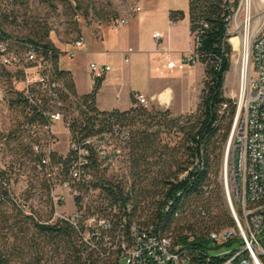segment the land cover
<instances>
[{"label":"trees","instance_id":"16d2710c","mask_svg":"<svg viewBox=\"0 0 264 264\" xmlns=\"http://www.w3.org/2000/svg\"><path fill=\"white\" fill-rule=\"evenodd\" d=\"M6 1L8 3L4 8H10L11 2L25 5L28 0ZM34 1L54 7L55 0ZM229 1L189 0L190 31L193 36L200 38L201 45L195 47V51L199 55L200 64L205 66V88L195 113L168 118V111L151 112L149 109L152 108V103L149 108H145L137 103L135 95L132 98L133 107L127 111H100L96 106V98L103 79L95 80L90 94L78 96L71 74L63 70L58 72L72 97L77 98L76 104L69 100V96L65 98L66 120L68 112H79V116L68 122L74 138L84 139L97 135L116 124L128 128L130 132L124 153L128 156V174L131 179L129 186L125 188L121 183L107 180V172L95 167L93 180L81 184L80 191L89 195V191L96 190L105 195L107 207L101 210L104 212V219H110L109 208L119 210L120 216L115 222H111L113 232L119 234L125 225L128 237L134 224L152 226L156 232L173 237L176 244L187 250L189 264H221L224 259L217 255V251L222 246L213 243L209 234L235 226L231 211L223 203L215 216L210 215L206 206L212 195L211 176L221 159V134L224 129L229 130L235 112L233 101L224 92L226 76L231 70L232 54L230 36L227 35ZM237 4L238 1L232 3ZM184 18V11L170 13L172 22H179ZM9 19L11 16L0 9V40L11 39L19 45L33 44L52 49L55 58L61 53L51 40L11 38L1 29L3 21ZM10 21L18 25L22 23L19 16ZM224 103H228L229 108L221 112ZM14 104L13 101L11 106ZM228 119L229 125L225 127L224 122ZM19 122V119L16 120V123ZM130 126L136 129L132 130ZM173 131L180 138L170 147ZM0 139L7 145V149L15 150L21 159L32 163L38 160L32 151V144L37 138L16 129L2 133ZM11 142H15L16 146L12 147ZM184 155L188 160L183 162ZM152 196L160 198L156 212L151 214L147 222L135 221L141 217L139 212L144 211L148 198ZM18 200L28 204L25 198ZM83 201L84 196L75 198L80 211L85 206ZM4 206L8 207L7 210ZM8 209L13 213L10 214ZM30 209L32 214H26L13 196H9L7 188L0 184V264H47V253L44 252L46 246L53 252L51 259L67 252L62 264H122L120 236L117 243L110 244L107 240L110 232L100 229L98 236L86 240L85 235L89 233V229L83 222L85 214L78 223L79 228H76L64 219L51 222V211L50 217L42 220L31 206ZM89 211L90 206L87 205L85 213L88 214ZM189 216L196 220L186 234L169 235L179 220ZM236 244L237 240L226 245ZM27 256H30L29 261L26 260Z\"/></svg>","mask_w":264,"mask_h":264},{"label":"built area","instance_id":"2783aa9c","mask_svg":"<svg viewBox=\"0 0 264 264\" xmlns=\"http://www.w3.org/2000/svg\"><path fill=\"white\" fill-rule=\"evenodd\" d=\"M232 3L230 0L227 6V35L247 39V31L242 36L238 30H246L248 23L250 40L247 62L241 65L239 89L237 95L231 97L235 105L228 142V148L232 147V190L229 189L227 167L223 174L226 198L235 226L213 231L209 238L216 245L222 246L217 251V255L224 259L221 264H264V19L252 26V10L251 6L248 7V0H242L237 5ZM131 10L139 13L142 9L137 6ZM242 17H245L244 25ZM76 19L80 21V16ZM129 23L130 19L123 16L115 19L110 29L120 32ZM232 26L236 30L232 31ZM162 38L163 33L154 34L157 41ZM84 43L85 38L81 36L73 43V48ZM194 43L195 47L201 45L197 35L194 36ZM195 47L179 59L165 56L166 64L158 70L160 75L174 71L185 72L199 66V55ZM54 54L52 49L33 44L19 45L11 39L0 40V105L12 107L17 113V120H20L12 129L3 133L19 129L37 138L32 144V151L38 160L30 164L41 181L40 190L48 196L51 222L64 219L79 228L83 210L77 208L75 213L68 215L64 214L60 205L63 206L69 197L74 201L78 196H84V201L89 200L90 195L82 193L79 186L93 180L95 167L99 171L108 172L117 166L126 151L130 132L128 128L116 124L107 131L84 139L72 136L66 121L65 98L69 96V100L75 104L77 98L72 97L58 72L63 58L73 59L76 50L65 54L61 52L56 58ZM240 61L241 55V64ZM90 69L95 79L103 78L110 71L109 66L102 67L96 63L91 64ZM135 99L145 108H149L152 101L142 93L135 94ZM13 101L15 104L11 106ZM228 108V103H224L221 112ZM62 132L68 135V145L63 151L59 149ZM5 150L7 145L0 139V184L7 188L9 196H13L25 213L31 215L29 203L18 200L14 189L17 180L15 169L22 168V163L3 161ZM86 226L89 238L98 236L100 229L107 232L113 230L109 219L101 220L98 228L89 224ZM123 229L118 238L120 236L125 264H189L187 250L176 244L173 237L156 232L152 226L134 224L128 237L125 225ZM235 240L236 245H226Z\"/></svg>","mask_w":264,"mask_h":264},{"label":"rangeland","instance_id":"374dc122","mask_svg":"<svg viewBox=\"0 0 264 264\" xmlns=\"http://www.w3.org/2000/svg\"><path fill=\"white\" fill-rule=\"evenodd\" d=\"M232 2L238 1L240 3L242 0H231ZM27 4H13V2L9 3V10L3 11L8 3L6 0H0V9L3 13L9 14L11 19L8 21H3L1 24V29L6 32L11 38L17 39H34V40H56L60 42L68 41V40H78L83 35V27L87 26L93 22H104V23H112L115 19L119 18L121 15L126 16L130 19L133 15V11L131 10L133 7L139 6V0H55L53 5L50 6L47 3H39L34 0L25 1ZM140 5L144 8L145 12H147L148 3L146 0L140 2ZM248 7L252 10V26H256L258 22L264 19V0H249ZM11 10V12H10ZM19 16L22 23L16 24L12 19ZM77 16H80V21L76 19ZM155 19L148 22L145 27L149 29L150 37L156 30H161L163 33V38L161 39V44H157V40L151 38L153 43L150 49H156L158 46L160 50H163L168 45V37H169V23L167 22V26L163 24H156ZM241 22H245V17H242ZM240 22V24H241ZM231 30H236L235 26H232ZM247 30L243 28L239 29L238 32L244 36V33ZM155 34V33H154ZM238 35L234 37L230 35L229 43L232 48L231 54V70L228 72L226 76V82L224 87L225 96L231 99L232 96H236L239 83H240V73H241V64L239 63L240 55L243 54L244 51V39L241 40ZM232 37V38H231ZM85 38V37H84ZM193 38L190 35L189 31V18L186 16L183 20L179 22V26L176 27L172 31V45L176 48V46H180V48H193L195 47ZM194 49V48H193ZM243 56V55H242ZM174 59H177L173 56ZM74 62V61H73ZM89 62V60H88ZM241 62V61H240ZM99 66L103 67V64L96 63ZM89 64L83 65L79 68V81H80V89L83 91H89L91 88V80L92 77L89 72ZM152 75L156 76L155 72L152 71ZM166 79L171 85L173 101L169 104H162L161 97L166 93H163L155 98V100L151 101L152 108L149 111H162L163 113L168 111V118H176L181 115H187L195 113L201 103V99L203 96V91L205 88V66L200 64L196 68L191 70H187L185 72H168L165 75ZM127 85L120 90V102L118 103L121 108H129V90H128V82L129 78L126 79ZM120 88V86L118 87ZM141 93V92H139ZM169 93V92H167ZM144 94V93H142ZM146 95V94H144ZM170 95V94H169ZM147 96V95H146ZM149 98V97H148ZM68 112L67 122H71L73 118L79 116V112L76 110ZM17 120V113L11 107L8 108L5 105H0V135L6 130L12 129L15 126ZM229 119L224 122V126L227 127L229 125ZM132 130H135L136 127L130 126ZM232 125L229 127V130L224 129L221 134V142H220V155L221 159L217 167H215L214 172L211 176V188L212 195L210 196V202L206 204L208 211L211 216H215L220 212V204L223 203L229 210V204L226 198V191L224 187V171L227 167V174L229 179V189H231V179H232V147L228 148V142L231 137ZM173 131L172 139L169 142V146L173 147L176 142H178V136ZM60 150H66L68 135L67 133H61L60 138ZM12 147H15V142H11ZM229 149V152H228ZM181 155V154H180ZM187 156H182V161H187ZM226 160V161H225ZM3 161L12 163V162H20L22 163V168L15 169V181L14 189L17 197L25 198L28 200L31 208L38 214L42 220H47L50 217V209L48 203V197L46 193L40 190L41 181L37 178L35 172L32 170V164L29 160L21 159L19 155L16 154V151H10L9 149L4 151ZM226 162V163H225ZM128 156L125 154L123 158L120 159L117 166L112 170L108 171L105 175V178L109 181L115 183H121V185L125 188L129 186L131 179L128 174ZM31 186V189H30ZM36 188V190H35ZM43 192V193H42ZM82 193H84L82 191ZM85 194V193H84ZM89 200L83 201L85 206L83 209V213L86 215L83 218L84 224H89L92 227L98 228V223L101 220H104L103 209L107 207V202L105 200V195L100 191L91 190L89 191ZM159 196L149 197L148 203L144 206V211H140L139 214L141 217L139 219H135V221L147 222L148 218L151 214L155 213L158 207ZM90 206V211L88 214L85 213L86 206ZM7 210V206H4ZM60 208L63 210L64 214L72 215L77 210L75 205V201L73 198H67L66 203ZM130 208V207H129ZM131 209V208H130ZM129 209V210H130ZM108 216L110 217V221L113 223L120 216L119 210L117 208L108 209ZM10 214L13 213L11 209H8ZM107 215V214H106ZM191 215V214H190ZM115 216H117L115 218ZM108 217V218H109ZM94 220V221H92ZM108 220V219H106ZM196 218L193 216H189L187 218H183L177 222V224L173 227V230L170 234L173 235H181L186 234L189 231V227L194 224ZM264 230V227H263ZM86 239H90L88 234L86 233ZM111 243H117L118 234L115 232L109 233ZM44 238H42L43 240ZM45 241V240H44ZM64 246V245H62ZM44 252L45 262L47 264H62V260L65 259L67 252L65 255H61L56 259H51V255L53 252L49 247H45ZM26 260H30V256L26 257ZM26 261V262H27ZM122 264H125L123 261Z\"/></svg>","mask_w":264,"mask_h":264},{"label":"crops","instance_id":"0c3cea01","mask_svg":"<svg viewBox=\"0 0 264 264\" xmlns=\"http://www.w3.org/2000/svg\"><path fill=\"white\" fill-rule=\"evenodd\" d=\"M142 1L139 0L141 12L133 13L129 26L120 32L112 31L110 23L98 21L83 27L85 43L78 48H73V42L77 40H68L67 42L52 40L63 54L73 49L76 50V56L73 59L63 58L61 70L71 74L78 96L90 94L93 90L96 79L92 75L91 64L99 63L110 67V71L101 78L103 82L96 98V106L100 111L114 109L127 111L133 107L132 98L139 92L146 94L153 101L159 95L166 93L161 97L162 104L167 97L170 98L169 103H172L171 85L165 75H160L158 70L166 64L165 56L172 58L174 56L179 59L194 48L185 49L180 48L179 45L175 48L172 45V31L179 26L180 21L172 22L170 13L184 11L185 17L189 18V0H146L148 3L147 12L140 5ZM153 19L156 24L166 25L167 22L169 23L168 45L163 50H160L158 46L154 50L150 49L154 33L161 31L156 30L150 37L149 29L145 26ZM190 35L193 38L191 31ZM161 42L158 41L157 44L160 45ZM86 64H89V72L92 77L89 91L80 89L79 81V68ZM152 71L156 76L152 75ZM127 78H129V108H121L118 105L121 98L120 90L127 85ZM119 86L120 88H118Z\"/></svg>","mask_w":264,"mask_h":264},{"label":"bare ground","instance_id":"6f19581e","mask_svg":"<svg viewBox=\"0 0 264 264\" xmlns=\"http://www.w3.org/2000/svg\"><path fill=\"white\" fill-rule=\"evenodd\" d=\"M248 3H249V0H248ZM248 28H249V26H248V23H247L246 24V30H247V35L246 36H247V39L245 38V40L243 41L244 42V51H242L243 54H241V65H243V66L247 62V58H248V55H249V48H250V40H249V36H248ZM241 40H243V39H241ZM169 100H170V98H168V97L165 98L164 99V104L169 103Z\"/></svg>","mask_w":264,"mask_h":264}]
</instances>
